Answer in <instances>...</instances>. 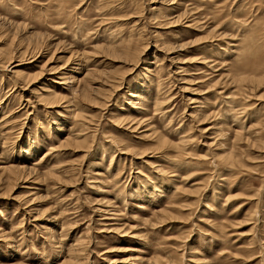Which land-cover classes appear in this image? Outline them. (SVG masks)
<instances>
[{
  "label": "rangeland",
  "instance_id": "obj_1",
  "mask_svg": "<svg viewBox=\"0 0 264 264\" xmlns=\"http://www.w3.org/2000/svg\"><path fill=\"white\" fill-rule=\"evenodd\" d=\"M0 264H264V0H0Z\"/></svg>",
  "mask_w": 264,
  "mask_h": 264
},
{
  "label": "bare ground",
  "instance_id": "obj_2",
  "mask_svg": "<svg viewBox=\"0 0 264 264\" xmlns=\"http://www.w3.org/2000/svg\"><path fill=\"white\" fill-rule=\"evenodd\" d=\"M125 51H126V50H125ZM9 60H10V63H11V58H9V59H7L5 62H3L2 65L6 64V63L10 65V63H8ZM77 65H78V64H77ZM5 66H6V65H5ZM14 67H15V66H13L12 69H15ZM9 69H10V68H9ZM76 70H77V68H76ZM10 71H11V70H10ZM11 73H12V74H17L16 71H15V72H14V71H13V72L11 71ZM73 79H74V78H72L71 76H66V77L63 79V81H68V82L72 83V82H73ZM77 82H78V81H77ZM64 83H65V82H64ZM64 83H63V84H64ZM68 87H69V86H68ZM77 90H78V89H77ZM83 93H84V92H83ZM78 94H79V93H78ZM83 96H84V95H83ZM133 122H135V121H133ZM141 124H142V123H141ZM138 126H139V125H138ZM129 127H130V126H129ZM140 127H141V126H140ZM132 129H133V127H132ZM138 129H139V128H138ZM132 132H133V131H132ZM19 170H20V169H19ZM19 170H18V171H19ZM13 176H14V175H13ZM16 180H18V179H16ZM20 181H21V180H20ZM75 258H76V257H75Z\"/></svg>",
  "mask_w": 264,
  "mask_h": 264
}]
</instances>
